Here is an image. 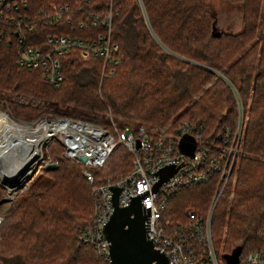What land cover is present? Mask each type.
Listing matches in <instances>:
<instances>
[{
	"label": "trees",
	"instance_id": "16d2710c",
	"mask_svg": "<svg viewBox=\"0 0 264 264\" xmlns=\"http://www.w3.org/2000/svg\"><path fill=\"white\" fill-rule=\"evenodd\" d=\"M36 6L38 0H33ZM79 1L84 12L103 13L112 7V38L120 63L112 75L100 78L102 62L83 59L77 51L62 58L63 83L58 89L36 70L19 67L14 42L0 45V91L9 92L6 107L17 119L44 114L37 106L17 103L14 94L47 103L52 113L76 118L87 113L102 117L101 126L171 124L200 126L202 139H214L233 129L236 89L244 110L242 150L230 183L212 215L213 241L222 256L239 250L238 264L264 243V27L257 35L263 0H221L241 11L239 31L215 30L211 0H48ZM141 3V7H140ZM78 35L76 26L60 24L39 32ZM221 75L226 81L217 75ZM110 116L109 119L103 117ZM171 126V127H172ZM159 132V131H158ZM159 134V133H156ZM55 170L46 191L20 199L0 225V264H108L93 247L78 244V230L95 210L94 187L118 180L132 170V158L118 145L102 168H88L63 157L61 146H48ZM215 183L177 190L164 217L185 221L188 208L203 214ZM4 194L0 186V202Z\"/></svg>",
	"mask_w": 264,
	"mask_h": 264
},
{
	"label": "built area",
	"instance_id": "2783aa9c",
	"mask_svg": "<svg viewBox=\"0 0 264 264\" xmlns=\"http://www.w3.org/2000/svg\"><path fill=\"white\" fill-rule=\"evenodd\" d=\"M89 1V0H87ZM0 0V45H16V63L19 67L36 70L52 88L63 83L62 58L77 51L83 59L98 58L102 62L100 78L112 75L120 63L118 44L112 38V7L106 12H84L81 3H59L48 0ZM60 24L76 26L78 35L42 33ZM237 106L233 129H223L214 139H202L201 127L183 123L169 137L152 135L144 126L122 130L114 128V134L88 123L65 117L36 118L24 124L0 109V180L6 187L7 199H12L33 178L34 173L44 169L43 149L57 142L67 160L82 164V176L93 184L88 168H102L113 150L121 145L132 158L131 172L118 180H108L94 187L95 210L88 222L77 234L79 245L91 246L105 261L109 262L108 242L103 228L113 212L111 188L120 190L117 197L119 207L129 206L133 197L139 196L143 211L147 214L146 236L155 250L164 254L168 264H222L213 241L212 215L230 178L234 175L242 150L244 111L240 97L230 87ZM27 135V139H25ZM39 135L36 143L35 136ZM195 140L193 156L183 155L178 150L182 136ZM19 143L32 147L31 153L19 165L26 163L18 177H12L17 166L12 165L7 175L3 161ZM33 156V157H31ZM84 158L81 163L78 159ZM172 166L175 173L152 192L158 182L157 173ZM14 178V186L7 184ZM215 183L211 204L206 212L195 210L186 213L180 222L164 217L170 197L179 189L191 185ZM245 264H264V243L247 254Z\"/></svg>",
	"mask_w": 264,
	"mask_h": 264
},
{
	"label": "water",
	"instance_id": "95a60500",
	"mask_svg": "<svg viewBox=\"0 0 264 264\" xmlns=\"http://www.w3.org/2000/svg\"><path fill=\"white\" fill-rule=\"evenodd\" d=\"M195 149V140L188 135H184L178 142V150L181 154L192 157ZM32 151L30 145L19 143L3 161L5 175L9 172L12 165L19 166L21 162ZM81 163L85 159H78ZM21 166H26L23 163ZM56 164L49 163L45 166L46 170H55ZM176 169L172 166L162 168L158 173L159 180L154 185L152 192L175 173ZM7 184L14 186V178H7ZM113 212L103 228L104 236L108 242V264H168V259L164 254L155 250L153 244L146 236L147 214L143 211L140 204V197H133L129 206L119 207L117 197L120 193L118 188L112 187ZM239 250H235L230 255L223 256L225 264H238Z\"/></svg>",
	"mask_w": 264,
	"mask_h": 264
},
{
	"label": "rangeland",
	"instance_id": "374dc122",
	"mask_svg": "<svg viewBox=\"0 0 264 264\" xmlns=\"http://www.w3.org/2000/svg\"><path fill=\"white\" fill-rule=\"evenodd\" d=\"M211 5L213 8L212 11H213V14L215 17L214 26H215L216 31L235 33V32L240 30V28H241V11H240V8L238 6L230 5L226 2H222L221 0H211ZM141 6L142 5L140 3V7ZM263 27H264V0L262 1L261 11H260V20H259L258 32H257L258 36H260L262 34ZM217 76L221 77L224 81H226L221 75L218 74ZM7 96H10L9 92H5L4 90L0 91V109L7 111L10 114V111L6 107V100L5 99ZM11 97H13L14 99L16 98L17 103L30 104L32 106H37L41 110H46V112L44 114H39L40 116H37L36 117L37 119L43 118V117L44 118L62 117L58 114L52 113V109L50 107H48L47 103L42 102L38 98H34V97H30V96L24 97L22 95L17 96L16 94H14ZM12 118H14V117L12 116ZM36 118H34V119H36ZM65 118H70L72 120L85 122V123H88L89 125L105 129L103 126L100 125V123L103 120H102V117H100L98 115L87 113L85 115H79L76 118H73V117H65ZM14 119H17V118H14ZM103 119H109L110 123H112V118L110 116H107L105 118L103 117ZM19 120L21 122H23L24 124H27V123H30L33 120V118H32V120L31 119L30 120L19 119ZM171 126H172L171 124H167L159 130H158V128H154V129L149 128L148 131L154 136H158V135H156V133H159L160 136H162V137H169L172 135V131L174 129V127L173 126L171 127ZM42 155H43V159H44L45 163H47V164L53 163L51 161L52 159H51L48 147L43 149ZM73 163H76V162H73ZM234 181H235V174L231 176L224 192L229 187L230 183H234ZM49 185H50L49 176L44 174L43 170L40 169L34 173L33 178L25 186L24 189L19 191L15 196L13 195L12 199H7L6 187L1 183V180H0V186L4 190L2 201L0 202V225L2 224V222L4 220V217L8 216L12 212V210L15 208V206L17 205V203L20 199H22L23 197H25L27 195L44 192V191H46V189H48ZM214 189H215V186H214ZM214 189H213V191H214ZM224 192L222 193L221 197L223 196ZM212 195H213V193H212ZM212 195H211V197L207 203V206L203 209L204 210L203 212H206L207 209L209 208V205L211 204ZM189 210L197 211L195 208H188V209H186L185 216ZM218 257L223 258L220 249L218 250ZM222 264H225V263L223 262Z\"/></svg>",
	"mask_w": 264,
	"mask_h": 264
},
{
	"label": "bare ground",
	"instance_id": "6f19581e",
	"mask_svg": "<svg viewBox=\"0 0 264 264\" xmlns=\"http://www.w3.org/2000/svg\"><path fill=\"white\" fill-rule=\"evenodd\" d=\"M24 137H25V139H27V135H25ZM38 137H39V135L35 136V138H34V143H36V140L38 139ZM35 152H36V151H32L31 154H32L33 156H35V155H36ZM33 156H31V157H33ZM21 165H22V164H21ZM23 167H24V166H20V165L17 166V168L12 172L11 176H12V177H15V178L18 177V175L21 174V169H22Z\"/></svg>",
	"mask_w": 264,
	"mask_h": 264
}]
</instances>
